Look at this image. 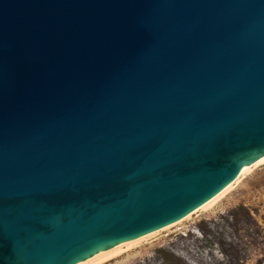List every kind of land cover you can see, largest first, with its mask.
Listing matches in <instances>:
<instances>
[{
    "label": "water",
    "instance_id": "1",
    "mask_svg": "<svg viewBox=\"0 0 264 264\" xmlns=\"http://www.w3.org/2000/svg\"><path fill=\"white\" fill-rule=\"evenodd\" d=\"M264 156V0H0V264H80Z\"/></svg>",
    "mask_w": 264,
    "mask_h": 264
},
{
    "label": "rangeland",
    "instance_id": "2",
    "mask_svg": "<svg viewBox=\"0 0 264 264\" xmlns=\"http://www.w3.org/2000/svg\"><path fill=\"white\" fill-rule=\"evenodd\" d=\"M123 251L104 264H264V164L211 207Z\"/></svg>",
    "mask_w": 264,
    "mask_h": 264
},
{
    "label": "bare ground",
    "instance_id": "3",
    "mask_svg": "<svg viewBox=\"0 0 264 264\" xmlns=\"http://www.w3.org/2000/svg\"><path fill=\"white\" fill-rule=\"evenodd\" d=\"M264 164V156L261 157L260 159H258L257 161H255L254 163L244 167L240 174L238 175V177L232 182L230 183L226 188H224L220 193H218L216 196H214L213 198H211L209 201H207L206 203H204L202 206H200L199 208H197L196 210L192 211L191 213H189L188 215H186L185 217H183L182 219L178 220L177 222H174L166 227H163L149 235L125 242V243H121L118 244L112 248H109L107 250L104 251H100L98 252L94 257L89 258L84 260L83 262H81L80 264H104L108 261H110L112 258L116 257L118 254H120L124 248H130L131 246H134L135 244L137 245L139 242L144 241L148 238H151L153 236H155L156 234H159L165 230H168L169 228H172L176 225H178L180 222L185 221L187 219L190 218V216L206 210L207 208L211 207L216 201H218L221 197H223L228 191H230L239 181L242 177H244L248 172H250L253 168ZM124 252V251H123ZM122 254V253H121Z\"/></svg>",
    "mask_w": 264,
    "mask_h": 264
},
{
    "label": "trees",
    "instance_id": "4",
    "mask_svg": "<svg viewBox=\"0 0 264 264\" xmlns=\"http://www.w3.org/2000/svg\"><path fill=\"white\" fill-rule=\"evenodd\" d=\"M247 215L250 217V214L247 212Z\"/></svg>",
    "mask_w": 264,
    "mask_h": 264
}]
</instances>
